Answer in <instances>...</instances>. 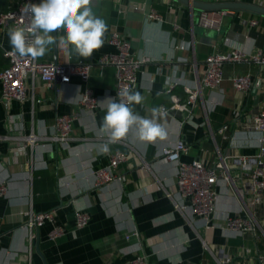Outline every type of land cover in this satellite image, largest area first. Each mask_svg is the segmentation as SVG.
I'll use <instances>...</instances> for the list:
<instances>
[{
	"label": "crops",
	"instance_id": "obj_1",
	"mask_svg": "<svg viewBox=\"0 0 264 264\" xmlns=\"http://www.w3.org/2000/svg\"><path fill=\"white\" fill-rule=\"evenodd\" d=\"M19 1L0 0V11ZM245 1L257 4L260 0ZM93 11L106 21L108 32L103 47L91 58L73 54L70 59L71 49L66 51L57 43L38 60L90 64L87 86L98 99L96 110L89 112L78 104L84 84L76 77L68 85L30 81L24 101H4L0 85V184L5 182L7 187L0 198V264H127L142 251L148 254L149 264H218L220 248L231 258L229 264H259L263 234L229 237L219 227L226 214L240 210L229 188H217L215 227L206 230L196 218L177 210L167 195L175 191L177 168L165 162L161 153L178 139L188 148L181 155L183 162L199 159L212 166L220 154L257 153V133L248 125L263 104L264 82L246 92L236 91L231 83L237 74L261 77L256 63L225 64L221 86L202 91L190 123L184 122L186 113L172 106L174 97L185 102L186 88L196 86L212 52L237 47L253 54L264 48V16L234 11L216 30L200 26V11L175 0H93ZM151 12L159 19H149ZM245 19H256L258 25L248 30ZM9 29H0V71L8 64L3 50H12ZM113 31L130 42L137 58L148 60L140 68L136 89L143 103L133 105L134 111L161 123L168 135L163 141L145 144L130 133L109 144L110 151L104 154L101 149L109 138L101 126L107 104L114 99L116 69L99 59L113 51L107 43ZM169 81L177 82L171 92ZM161 107L164 115L153 111ZM60 114L74 117L73 140L65 149L52 139ZM116 151L126 154L115 170L116 180L96 185L93 171L108 165ZM77 210L90 215L83 228L76 227ZM25 211L54 212L52 221L33 229L30 253ZM257 215L264 219V207ZM54 227L63 233L51 239ZM133 231L139 240L126 239ZM203 240L211 250L204 248Z\"/></svg>",
	"mask_w": 264,
	"mask_h": 264
},
{
	"label": "built area",
	"instance_id": "obj_2",
	"mask_svg": "<svg viewBox=\"0 0 264 264\" xmlns=\"http://www.w3.org/2000/svg\"><path fill=\"white\" fill-rule=\"evenodd\" d=\"M244 1L245 0H235ZM41 0H20L16 5L6 11H0V29L8 27H26L29 18L21 13L25 4H39ZM254 3V2H253ZM257 5L264 7V0ZM233 10L220 9L200 11L198 23L208 29L219 30L223 19L233 14ZM149 19H159V16L151 12ZM243 24L249 30L258 25L256 19H245ZM107 43L113 48L112 52L103 54L99 62L112 65L116 69V83L114 100L122 99L118 95L125 89L136 91L138 88V73L143 64L148 62L146 58H137L132 52L130 42L119 32L110 33ZM181 49L184 45L179 46ZM3 56L7 60V66L0 71L1 98L9 102L11 100L24 101L28 98L29 82L39 80L44 84L68 85L72 78L76 77L84 84L79 96L78 104L85 110L93 112L98 107V99L91 88L87 86L90 77L91 66L88 63L78 62H42L32 61L30 58H21L14 55L12 50H3ZM246 62L256 63L262 76L254 79L250 74H237L231 78L232 86L236 91L246 92L253 86H260L264 82V48L250 54L243 48L232 47L228 52L214 51L204 61V70L194 88H186L187 99L180 103L174 97L172 108L186 113L184 122L190 123L192 112L196 106L198 97L204 89L216 90L223 82V66L227 63ZM177 82L169 81L168 92H171ZM57 89V88H56ZM59 92V90H58ZM33 96V95H32ZM164 115L166 110L161 107L157 112ZM74 117L68 114H60L55 118L54 136L52 139L63 149L68 148L73 140L72 124ZM250 130L257 133V153L255 154H227L219 155L212 166H206L202 160L193 159L190 162L181 161V155L187 151V145L178 139L172 146L164 147L162 159L176 166L175 191L167 195L174 200L175 207L186 217L196 218L206 229H213L215 223L216 204L219 200L218 187L225 186L236 196L240 210L234 214H226L224 223L218 225L229 237L244 236L250 234L258 237L264 235V219H259L257 210L264 207V99L259 111L249 119ZM30 141H33L31 139ZM126 159V154L121 151L114 152L109 159V164L93 171L96 185L101 186L116 180L115 170L119 163ZM146 166V164H145ZM6 183L0 184V198L5 196ZM24 227L28 230V253L31 252L33 229L42 225L45 221L54 219V212L34 213L23 212ZM90 220L86 211L75 212L77 228L85 227ZM63 230L54 227L49 237L55 239ZM139 240L136 231L126 235ZM206 250H211L209 243L203 240ZM140 249V248H139ZM216 261L218 264H229L231 258L224 248H220ZM259 264H264V252L258 255ZM127 264H149L148 254L139 252Z\"/></svg>",
	"mask_w": 264,
	"mask_h": 264
},
{
	"label": "clouds",
	"instance_id": "obj_3",
	"mask_svg": "<svg viewBox=\"0 0 264 264\" xmlns=\"http://www.w3.org/2000/svg\"><path fill=\"white\" fill-rule=\"evenodd\" d=\"M21 13L29 18L28 25L8 31L12 52L21 58L32 61L43 58L50 46L59 43L66 51L71 49L70 59L73 54L88 59L105 43L108 25L93 11V0H41L39 4H25ZM53 33L61 34L54 36ZM118 95L122 99L110 98L103 117L101 130L109 139L102 153H109V144L126 139L130 133L145 144L167 138L161 123L134 111L133 105L142 104L144 99L139 91L125 89Z\"/></svg>",
	"mask_w": 264,
	"mask_h": 264
},
{
	"label": "water",
	"instance_id": "obj_4",
	"mask_svg": "<svg viewBox=\"0 0 264 264\" xmlns=\"http://www.w3.org/2000/svg\"><path fill=\"white\" fill-rule=\"evenodd\" d=\"M179 3L191 6L192 9L199 11L208 10H220L229 9L233 11H246L252 14L264 16V7L257 5L256 3H249L244 1L235 0H218V1H207V0H175ZM256 89L254 88L253 91Z\"/></svg>",
	"mask_w": 264,
	"mask_h": 264
}]
</instances>
